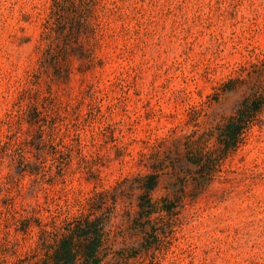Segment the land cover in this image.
I'll return each instance as SVG.
<instances>
[{
  "label": "rangeland",
  "instance_id": "rangeland-1",
  "mask_svg": "<svg viewBox=\"0 0 264 264\" xmlns=\"http://www.w3.org/2000/svg\"><path fill=\"white\" fill-rule=\"evenodd\" d=\"M263 59L264 0H0V264L88 214L104 264H264V112L202 184L187 159Z\"/></svg>",
  "mask_w": 264,
  "mask_h": 264
},
{
  "label": "trees",
  "instance_id": "trees-1",
  "mask_svg": "<svg viewBox=\"0 0 264 264\" xmlns=\"http://www.w3.org/2000/svg\"><path fill=\"white\" fill-rule=\"evenodd\" d=\"M264 70V59L261 61V67ZM264 112V84L258 86L250 95L245 97L240 103L237 110L232 114L227 121L218 125L215 129H211L206 138L215 136L217 146L204 147L194 146L193 141L187 143L188 160L191 163L200 165L202 176L196 178L202 184L209 178L210 172L215 165L221 162L226 154L234 149L241 140L244 130L252 124L257 123L260 119V114ZM207 134V133H206ZM182 158V157H181ZM173 164V171L179 173L181 164L177 160ZM178 164V165H177ZM162 167H157L156 170L147 174L143 188L146 189V194L141 196L139 204V217H148L155 209H158L157 203L154 202L149 192L153 190L159 183V179L163 171ZM186 192L175 196V200L168 201L161 209L172 212L173 208L180 205L182 198ZM92 209H93V205ZM93 214V212H92ZM94 215V214H93ZM103 218L101 216L90 217L88 214L84 218L76 217L68 220L63 226L61 237L57 240L56 246L48 249L44 258L34 264H104L100 254L103 246ZM51 247V246H50Z\"/></svg>",
  "mask_w": 264,
  "mask_h": 264
}]
</instances>
